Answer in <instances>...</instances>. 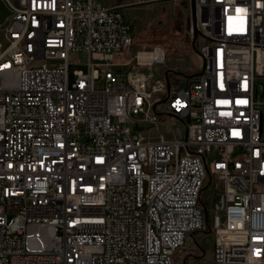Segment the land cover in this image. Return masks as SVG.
Listing matches in <instances>:
<instances>
[{"label":"built area","instance_id":"built-area-1","mask_svg":"<svg viewBox=\"0 0 264 264\" xmlns=\"http://www.w3.org/2000/svg\"><path fill=\"white\" fill-rule=\"evenodd\" d=\"M0 1V264H177L207 230L214 264H264V0H195L200 76L151 90L128 4ZM136 3L194 37L192 0Z\"/></svg>","mask_w":264,"mask_h":264},{"label":"rangeland","instance_id":"rangeland-1","mask_svg":"<svg viewBox=\"0 0 264 264\" xmlns=\"http://www.w3.org/2000/svg\"><path fill=\"white\" fill-rule=\"evenodd\" d=\"M101 1L107 6H115L120 3L129 5L125 9V14L133 30L134 44L130 53L126 54L128 56L126 59H130L138 52L151 51L155 47L165 50V65L132 67L133 71L152 75L149 82L150 90L155 81H165L167 73L168 80L174 77L178 82L184 84L180 87H184L189 81L196 79L195 76L200 73L202 66L198 53L202 42L198 41V37L195 39L188 34L190 32V17L188 14L183 13L180 8L173 5L147 6L136 3V0ZM2 29V26H0V31ZM82 63L80 61L78 64L70 65L71 79L75 71L86 70ZM96 88L101 89L102 85L98 83ZM260 99L264 102V89H260ZM144 118V114L138 117L139 120ZM161 120L168 121L165 116L161 117ZM174 127L178 132H182V124L175 123ZM261 134L262 140H264V107H262L261 112ZM143 136L152 141H161L162 139L171 141L173 139L172 133L164 127L149 128ZM212 242L213 234L209 230L193 234L177 253L176 263L213 264Z\"/></svg>","mask_w":264,"mask_h":264},{"label":"water","instance_id":"water-1","mask_svg":"<svg viewBox=\"0 0 264 264\" xmlns=\"http://www.w3.org/2000/svg\"><path fill=\"white\" fill-rule=\"evenodd\" d=\"M10 15L9 9L5 6V4L0 1V25L4 23L6 18ZM192 23H193V30H194V38L198 37V28H197V14L195 8V0H192ZM178 74L177 72H174ZM200 76V73L197 74L195 77ZM166 80L168 81V73L166 74Z\"/></svg>","mask_w":264,"mask_h":264},{"label":"bare ground","instance_id":"bare-ground-1","mask_svg":"<svg viewBox=\"0 0 264 264\" xmlns=\"http://www.w3.org/2000/svg\"><path fill=\"white\" fill-rule=\"evenodd\" d=\"M4 22H7V18H6V20H5ZM139 57H140V59H141L142 61H147V60H149L150 58H154L155 55H154L153 53H141V54L139 55Z\"/></svg>","mask_w":264,"mask_h":264},{"label":"crops","instance_id":"crops-1","mask_svg":"<svg viewBox=\"0 0 264 264\" xmlns=\"http://www.w3.org/2000/svg\"><path fill=\"white\" fill-rule=\"evenodd\" d=\"M126 57H128V56H127V55H124V56H123V59L126 60ZM120 69H121V70H124V71H127V70H129V67H128V65H127V66L121 67ZM130 71L134 72V71L132 70V68H130ZM211 253H212V252H211ZM213 264H214V263H213Z\"/></svg>","mask_w":264,"mask_h":264}]
</instances>
